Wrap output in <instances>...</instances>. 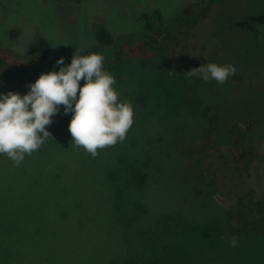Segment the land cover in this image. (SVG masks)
<instances>
[{
	"label": "rangeland",
	"instance_id": "1",
	"mask_svg": "<svg viewBox=\"0 0 264 264\" xmlns=\"http://www.w3.org/2000/svg\"><path fill=\"white\" fill-rule=\"evenodd\" d=\"M2 1L0 55L13 67L0 70V92L24 95L26 85L53 70L59 57L91 49L103 54L119 99L132 103L134 122L123 142L92 157L71 143V113L59 106L46 126L51 139L37 151L15 166L0 155V264H120L137 231L114 219L109 173L129 165L148 174L138 194L146 211L138 224L178 212L194 223L189 253L203 249L199 256L215 264H264V245L238 232L237 216L245 193L264 192V0L199 4L194 14L208 11L189 36L191 22L179 12L199 0ZM154 8L165 10L166 25L143 32L137 15ZM99 22L111 29L114 48L96 47ZM14 28L18 40L9 37ZM39 36L51 45L45 64L28 54ZM7 45L12 47L5 51ZM206 63L232 64L238 78L217 84L186 76ZM204 107L220 118L224 151L210 186L201 181L200 169L213 156L197 153ZM250 146L256 158L243 173L236 167L249 159ZM233 238L236 247L229 246Z\"/></svg>",
	"mask_w": 264,
	"mask_h": 264
},
{
	"label": "clouds",
	"instance_id": "2",
	"mask_svg": "<svg viewBox=\"0 0 264 264\" xmlns=\"http://www.w3.org/2000/svg\"><path fill=\"white\" fill-rule=\"evenodd\" d=\"M103 62L102 53L82 55L76 48L70 63L65 64L64 57L58 58L53 70L26 85V94L0 92V155L15 166L37 151L51 139L46 126L60 112L59 106H63L65 115L71 113V143L92 157L98 149L123 142L133 125L134 109L130 101L119 99L116 79ZM235 73L232 64L206 63L185 74L223 84ZM237 243L233 238L229 246L236 247Z\"/></svg>",
	"mask_w": 264,
	"mask_h": 264
},
{
	"label": "trees",
	"instance_id": "3",
	"mask_svg": "<svg viewBox=\"0 0 264 264\" xmlns=\"http://www.w3.org/2000/svg\"><path fill=\"white\" fill-rule=\"evenodd\" d=\"M210 1L213 0H199L180 10L181 18L186 19L188 24L191 22L185 36L191 34L193 28L206 16L208 11V7L202 8L197 15L193 13L194 7ZM5 7H7L5 3L0 2V8L4 9ZM18 15L23 16L22 14ZM166 15L163 8L141 10L136 21L143 32L151 33L156 28L166 25ZM94 35L97 48H114L116 39L111 29L105 24L96 23ZM19 36L20 31L17 28L9 32L11 40H18ZM7 46L4 47L5 51L12 47L11 45ZM0 52H2L1 49ZM89 53H93V50L89 49L82 55ZM28 54L38 64L47 63L51 58V45L48 38L39 36L33 40L28 46ZM64 60L67 64L70 63L71 58L64 57ZM11 67L13 64L0 55V70ZM233 78L237 79V74L233 75ZM202 115L206 121V126L202 130L201 144L197 153L205 158L213 156L207 167L205 168L203 165L200 169L201 181L205 186H210L216 179V161L224 152L218 141L221 135V121L209 107L203 108ZM248 156L247 161L236 167L238 171L249 173L250 163L256 158L251 146L248 150ZM120 172L111 171L109 173V182L115 186L114 219L121 227L128 228L130 226L137 231L128 238L125 255L120 264H215L214 259L203 261L202 254L199 256V252L203 249L194 255L189 253L187 239L194 229V223L183 214L178 212L165 213L156 219H152L146 225L138 224L139 214L146 213L143 203L139 201L141 199H139L138 194L144 188L148 174L136 165H129L127 169H122ZM196 193L201 194L200 190H196ZM239 200L240 211L237 216L242 220V223H240L238 232L245 234V236L252 235L264 245V192L258 195L255 191H248Z\"/></svg>",
	"mask_w": 264,
	"mask_h": 264
}]
</instances>
